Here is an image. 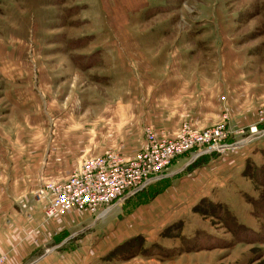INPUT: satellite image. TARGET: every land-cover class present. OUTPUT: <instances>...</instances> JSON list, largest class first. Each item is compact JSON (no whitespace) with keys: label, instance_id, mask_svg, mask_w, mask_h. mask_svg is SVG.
Segmentation results:
<instances>
[{"label":"rangeland","instance_id":"obj_1","mask_svg":"<svg viewBox=\"0 0 264 264\" xmlns=\"http://www.w3.org/2000/svg\"><path fill=\"white\" fill-rule=\"evenodd\" d=\"M263 106L264 0H0V215L5 194L43 214L45 183L148 130L226 119L235 142ZM191 159L102 229L72 212L95 262L264 264V135Z\"/></svg>","mask_w":264,"mask_h":264},{"label":"built area","instance_id":"obj_2","mask_svg":"<svg viewBox=\"0 0 264 264\" xmlns=\"http://www.w3.org/2000/svg\"><path fill=\"white\" fill-rule=\"evenodd\" d=\"M249 132L250 135H244V129L238 130L236 135L241 138L229 143L231 132L226 119L206 129H196L183 121L172 137L164 131L148 130L131 156L116 148L84 157L67 178L49 181L37 191L38 197L47 199L44 220L72 211L102 219L128 198L166 177L170 166L180 157L190 154L197 159L249 144L264 135V106ZM5 261L6 255H0V264Z\"/></svg>","mask_w":264,"mask_h":264},{"label":"crops","instance_id":"obj_3","mask_svg":"<svg viewBox=\"0 0 264 264\" xmlns=\"http://www.w3.org/2000/svg\"><path fill=\"white\" fill-rule=\"evenodd\" d=\"M7 196L5 194V201L2 200L5 202V210L1 209L0 215V221L5 223L0 226V239L5 236V247L0 242V253L6 255L5 264H104L95 262V258L105 253H94L90 256V236L86 232L90 225L89 217H79L72 214L75 212L72 211L54 219L44 220L41 212L32 211L30 200L22 196ZM109 222L113 223V219L107 215L95 225L98 224V228L102 229L108 226ZM75 234L78 236L75 237ZM135 257L120 264H130L137 259ZM178 258L180 256L174 260ZM145 261L148 264L170 262L152 258Z\"/></svg>","mask_w":264,"mask_h":264},{"label":"water","instance_id":"obj_4","mask_svg":"<svg viewBox=\"0 0 264 264\" xmlns=\"http://www.w3.org/2000/svg\"><path fill=\"white\" fill-rule=\"evenodd\" d=\"M194 160H195V159H194V158H192V159H191V160L188 162V164H189V163H191V162H192V161H194Z\"/></svg>","mask_w":264,"mask_h":264},{"label":"trees","instance_id":"obj_5","mask_svg":"<svg viewBox=\"0 0 264 264\" xmlns=\"http://www.w3.org/2000/svg\"><path fill=\"white\" fill-rule=\"evenodd\" d=\"M202 157V156H201ZM200 158V157H199Z\"/></svg>","mask_w":264,"mask_h":264}]
</instances>
